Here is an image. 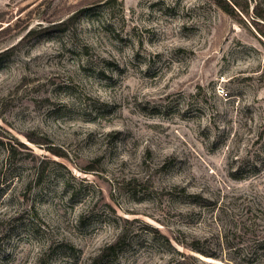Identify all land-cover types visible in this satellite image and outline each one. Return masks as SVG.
<instances>
[{"label":"rangeland","instance_id":"obj_1","mask_svg":"<svg viewBox=\"0 0 264 264\" xmlns=\"http://www.w3.org/2000/svg\"><path fill=\"white\" fill-rule=\"evenodd\" d=\"M254 2L0 0V264H264Z\"/></svg>","mask_w":264,"mask_h":264},{"label":"trees","instance_id":"obj_2","mask_svg":"<svg viewBox=\"0 0 264 264\" xmlns=\"http://www.w3.org/2000/svg\"><path fill=\"white\" fill-rule=\"evenodd\" d=\"M214 4L217 6V8L226 14L229 17H239V13L247 16L249 15V2L251 0H213ZM253 2V1H252ZM252 17L255 19H261L264 21V9L260 8L258 3L254 2L252 5ZM76 17V16H75ZM254 24H256L257 21L253 20ZM21 147H23L22 144H19ZM122 235V234H121ZM121 235H119L118 240L112 245H109L102 249V252L99 253L98 256H96L92 262V264H95L94 262L97 259L101 258H115V249L117 245L120 243Z\"/></svg>","mask_w":264,"mask_h":264},{"label":"built area","instance_id":"obj_3","mask_svg":"<svg viewBox=\"0 0 264 264\" xmlns=\"http://www.w3.org/2000/svg\"><path fill=\"white\" fill-rule=\"evenodd\" d=\"M223 92H224L223 88L217 89V93H218L219 96H221L223 94Z\"/></svg>","mask_w":264,"mask_h":264}]
</instances>
